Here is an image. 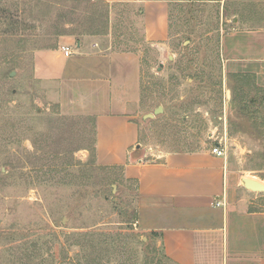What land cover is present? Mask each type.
Instances as JSON below:
<instances>
[{
  "label": "rangeland",
  "instance_id": "1",
  "mask_svg": "<svg viewBox=\"0 0 264 264\" xmlns=\"http://www.w3.org/2000/svg\"><path fill=\"white\" fill-rule=\"evenodd\" d=\"M169 1L170 38L160 49L144 41L130 4L0 0V264H174L138 222L135 184L97 160L94 117L66 112L54 83L38 75V53L60 51L66 36L140 53V115L164 108L140 118L143 145L218 143L242 175L264 183V87L230 71L221 49L233 17L250 9L264 17V4Z\"/></svg>",
  "mask_w": 264,
  "mask_h": 264
},
{
  "label": "crops",
  "instance_id": "2",
  "mask_svg": "<svg viewBox=\"0 0 264 264\" xmlns=\"http://www.w3.org/2000/svg\"><path fill=\"white\" fill-rule=\"evenodd\" d=\"M108 2L132 5L144 41L167 47L169 0ZM250 11L246 18L233 17L221 49L229 53L230 71L252 75L264 87V17ZM60 45H76V53L40 51L39 77L54 83L53 93L66 112L94 117L97 160L119 167L123 178L135 184L138 222L153 233L167 258L174 264H264V208L255 207L259 193L243 185L250 176L242 175L228 154L213 153L218 143L196 150L141 143L140 118L150 112L140 115V53L118 50L111 42L101 46L89 36L78 42L66 36Z\"/></svg>",
  "mask_w": 264,
  "mask_h": 264
},
{
  "label": "water",
  "instance_id": "3",
  "mask_svg": "<svg viewBox=\"0 0 264 264\" xmlns=\"http://www.w3.org/2000/svg\"><path fill=\"white\" fill-rule=\"evenodd\" d=\"M163 64L161 63L160 67H162ZM230 90H228V94H230ZM164 108L162 105H159L154 112H150L144 115L143 119H152L154 118L156 115H158L159 113L163 112ZM242 183L243 185L248 189L251 190L253 192H264V183L254 179V178H250V177H244L242 179ZM115 187V186H114Z\"/></svg>",
  "mask_w": 264,
  "mask_h": 264
},
{
  "label": "built area",
  "instance_id": "4",
  "mask_svg": "<svg viewBox=\"0 0 264 264\" xmlns=\"http://www.w3.org/2000/svg\"><path fill=\"white\" fill-rule=\"evenodd\" d=\"M60 49L66 57H71L72 55L76 53V50L73 47L68 46V45H60ZM213 153L218 156H223V157H226L227 155L226 148L222 147L220 144L213 147ZM216 205L222 206L223 202L217 201Z\"/></svg>",
  "mask_w": 264,
  "mask_h": 264
},
{
  "label": "trees",
  "instance_id": "5",
  "mask_svg": "<svg viewBox=\"0 0 264 264\" xmlns=\"http://www.w3.org/2000/svg\"><path fill=\"white\" fill-rule=\"evenodd\" d=\"M37 2H38V4H41V3L43 4V0H37ZM47 6H49V7L51 6L49 1L47 2ZM66 24H65V26H66ZM56 34H57V36H62V35H76V32L67 33L65 30L64 31L60 30ZM95 151H96V147H95ZM40 264H43V262L40 263Z\"/></svg>",
  "mask_w": 264,
  "mask_h": 264
}]
</instances>
